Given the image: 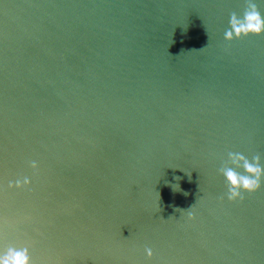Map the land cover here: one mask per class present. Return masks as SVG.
Listing matches in <instances>:
<instances>
[{
	"label": "water",
	"instance_id": "95a60500",
	"mask_svg": "<svg viewBox=\"0 0 264 264\" xmlns=\"http://www.w3.org/2000/svg\"><path fill=\"white\" fill-rule=\"evenodd\" d=\"M245 6L0 0V251L264 264V183L229 202L219 172L229 152L264 165V35L224 39Z\"/></svg>",
	"mask_w": 264,
	"mask_h": 264
},
{
	"label": "clouds",
	"instance_id": "9594fccd",
	"mask_svg": "<svg viewBox=\"0 0 264 264\" xmlns=\"http://www.w3.org/2000/svg\"><path fill=\"white\" fill-rule=\"evenodd\" d=\"M264 35V15L261 14L254 0H246V6L242 15L232 12L229 18V28L225 30L224 39L228 42L234 39L239 40L249 36ZM231 165V167L229 166ZM29 167L35 172L39 171V163L35 160L29 162ZM243 169V174L236 169ZM220 174L225 178L227 188V199L229 202L243 201L244 194L257 192L264 183V165L261 164L260 155H255L249 160L239 152H229L228 162L219 169ZM32 180L25 176L22 180L7 184L8 189L26 190L30 189ZM188 193L185 192L184 195ZM192 212L188 213L189 220H195ZM30 244L23 246H8L0 251V264H34ZM149 259L153 256L151 248H145Z\"/></svg>",
	"mask_w": 264,
	"mask_h": 264
}]
</instances>
